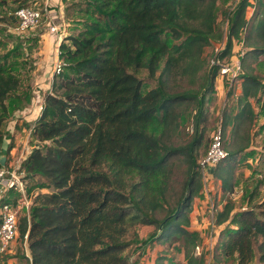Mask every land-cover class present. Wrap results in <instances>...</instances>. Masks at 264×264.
<instances>
[{"label": "trees", "instance_id": "obj_1", "mask_svg": "<svg viewBox=\"0 0 264 264\" xmlns=\"http://www.w3.org/2000/svg\"><path fill=\"white\" fill-rule=\"evenodd\" d=\"M218 1L76 3L82 28L60 43L64 65L51 90L39 94L34 143L21 163L31 179L28 191L39 188L29 217L18 213V241L27 234L30 251L26 264H136L129 248L138 240L137 225L152 230L134 251L180 240L182 264H206L204 252L195 251L202 237L189 228L192 200L202 192L200 159L208 147H201L219 74V65L210 64L215 46L209 55L205 47L225 34L218 57L228 61L234 41L244 46L230 86L224 76L226 95L236 82L240 92L237 110L224 106L220 113L226 155L211 174L222 192L234 189L237 164L252 144L253 102L264 90L255 67L264 55V0H228L221 21ZM23 5L29 4L17 7ZM8 17L17 23L15 15ZM19 41L18 55H25L19 70L27 75L32 65ZM8 58L0 54V154L8 118L32 97ZM142 68L157 78L155 86L144 88L137 75ZM213 208L214 224L223 225L213 264L228 257L235 264H264V195L241 208L232 200L217 208L213 197ZM165 259L158 255L154 262Z\"/></svg>", "mask_w": 264, "mask_h": 264}, {"label": "rangeland", "instance_id": "obj_2", "mask_svg": "<svg viewBox=\"0 0 264 264\" xmlns=\"http://www.w3.org/2000/svg\"><path fill=\"white\" fill-rule=\"evenodd\" d=\"M65 1V2H64ZM80 0H63V9L61 14L64 17L65 21H62L61 16L59 15L58 22L61 24V29L63 28V25L65 23L69 24L66 26L67 28L72 27L74 31L73 33H76L79 29L82 28V18L83 16H78L75 12L77 7L79 6L78 2ZM227 0H220L218 1V7H217V13H218V21H221V17L223 16L224 12L226 11V7H230V4L224 5V2ZM31 4L38 6L43 14L40 22H38L37 25L29 28L24 29L23 31H18L16 29V21H14L13 18L8 17L10 15V12H12V9L17 7L20 4ZM78 6H77V4ZM59 7L61 8V2L60 0H5L4 5H0V14L4 16V20L0 22V54L8 53L9 54V61L13 65L14 70L18 73H22L21 77L24 78V85L28 86L31 85L38 87V82L36 81V76L38 72L40 71L41 67L39 69H36L38 67L39 62V55L37 53V50L41 48L42 41L39 38V33L43 28H45V15L47 14V9L54 8L57 11H59ZM11 10V11H9ZM65 22V23H64ZM48 25V23H47ZM48 29V26H46ZM49 30V29H48ZM64 31V30H63ZM33 32V33H31ZM33 34V35H32ZM52 34V33H51ZM55 34V33H54ZM28 35H32L35 37V45L32 46L33 43L29 41V45L25 46V38ZM38 36V40H37ZM20 39H22V45L24 46V51L32 52L31 54L28 53L27 59L31 63L30 67V73L28 72L27 75H23L26 70L21 69L20 62L21 58L24 57V54H21L20 56L17 44L19 46ZM34 39V38H32ZM57 39V38H56ZM40 40V41H39ZM57 41L55 40V43ZM57 47V46H56ZM206 49V48H205ZM57 51V50H56ZM209 52H205L204 55H208ZM32 59V60H31ZM35 60L36 63L34 62ZM162 64V63H161ZM54 65V64H53ZM18 66V67H17ZM53 67V66H52ZM256 72L260 75V77L264 81V55L260 56L259 60L255 64ZM160 69V67H159ZM53 75V71H52ZM137 75L142 78L144 83V88L147 89L149 87L155 86L157 84V78L156 77H149L148 72L146 69L142 68L137 71ZM51 76L49 77V81H51ZM239 82L235 83L234 91L237 87L240 86L238 84ZM44 89V88H42ZM46 90H51V86ZM45 91V90H44ZM216 90H214L211 94V102L209 103L210 112L207 117L206 121V131L204 133L203 137V145L202 150H204L206 147L209 146L211 135L215 131V129L220 124V117L218 113H216L215 109H211L212 101L213 105L216 106L215 103H218L217 94L215 95ZM40 92L37 91L34 96ZM43 93V92H42ZM216 97H215V96ZM239 95V94H238ZM238 95L235 93L230 98L228 96V110H231V105L235 107V110L232 109L233 113L238 108V101L237 97ZM214 96V98H213ZM220 96V95H219ZM43 97V96H42ZM40 97V98H42ZM220 99V97H219ZM39 101V98L33 97L31 108L32 110L37 108V104L34 106V103ZM254 111H255V120H254V128H253V137H252V144L248 150L247 153H244L241 158L239 159V163L237 164L236 168V179H235V186L232 192H222L219 187V182L216 180L211 181V193L214 197V205L217 208H220L224 201L232 200L235 203V206L237 208L253 205L255 202L259 201L263 195H264V90L262 94V98L259 101H254ZM230 111V112H231ZM188 115V114H187ZM190 116H186L184 118L183 123L187 124L188 119ZM20 143V142H19ZM34 143L30 137L28 140V144ZM20 149V148H19ZM20 154L19 150L16 151L12 156L14 158L18 157ZM39 188L33 189V195ZM41 190H39L40 192ZM44 191V190H43ZM207 210L208 213L206 215V223L203 224V222H198L195 224L198 225V227L202 226V238L199 243L200 245V251H203L206 257V264H213V257H212V248L217 240V233L219 232L218 225L214 224L213 219L215 215V209L213 211L210 210V203L207 201ZM24 210L20 211V214H23ZM206 213V212H205ZM197 217V216H195ZM202 218V217H201ZM136 230L138 231V240L135 241L129 248V251L131 252V259L136 262V264H155V258L158 255H163L166 257L163 264H182L184 262L183 258V247L182 243L179 241L173 243V244H162V243H155L156 245L153 246H147L144 251L140 248L135 249L136 245L140 244L141 240L145 237V235L152 230V226H146V225H137ZM18 234L13 240H18ZM142 252V253H141ZM254 261V260H253ZM221 264H235V259L232 257L226 258L224 263Z\"/></svg>", "mask_w": 264, "mask_h": 264}, {"label": "built area", "instance_id": "obj_3", "mask_svg": "<svg viewBox=\"0 0 264 264\" xmlns=\"http://www.w3.org/2000/svg\"><path fill=\"white\" fill-rule=\"evenodd\" d=\"M47 9L48 14L46 15L48 21V29L51 33L56 34V54L57 59L53 66V75L59 73L64 65V62L60 58V43L63 36V28L57 21L58 15L55 11ZM252 9V8H251ZM17 17L16 29L23 31L29 29L40 22L42 18V10L35 5H23L16 7L14 11L10 12ZM238 50H236L234 58L228 61L220 59L218 52L223 46H215L214 53L210 58L211 65H219V73L226 76L230 81L229 86L235 80L236 76L240 71V60L239 56L244 50L243 42H236ZM39 98L34 103V108L37 104V109L40 111L43 106V100L40 98L39 93L35 97ZM27 110L23 111L26 113ZM32 127L29 129L31 133ZM31 134L28 135V139L25 142L23 150L20 151L18 157L13 156L6 157L4 162H0V254L7 251L10 244L18 234V213L24 210L29 217L30 206L33 203V189L28 191L30 184V178L26 176L25 170L22 169L21 163L24 158L31 151L32 144H28ZM226 150L223 147L222 132L219 126L211 135L210 144L206 150V153L200 159L201 175H202V193L205 195L206 200L210 203V210L213 211V196L211 193V168L224 156ZM5 197V198H4ZM26 236L24 241L26 242ZM196 253L200 252V245L195 246Z\"/></svg>", "mask_w": 264, "mask_h": 264}, {"label": "crops", "instance_id": "obj_4", "mask_svg": "<svg viewBox=\"0 0 264 264\" xmlns=\"http://www.w3.org/2000/svg\"><path fill=\"white\" fill-rule=\"evenodd\" d=\"M61 2V8L59 7V11H57L56 9L52 8L51 10L55 11L58 15V19L59 20V15L62 18V21L64 20L63 15L61 14L62 9H63V0H60ZM65 2V1H64ZM220 3V2H219ZM218 3V4H219ZM228 3V0L224 2V5L226 6V4ZM250 11H248L247 14H249ZM48 14V12H47ZM46 14V15H47ZM45 15V21H44V26L45 28H43L41 30V32L39 33V38L42 41L41 44V48L37 50V53L39 55V62H38V67L36 69H39V67H41L40 71L38 72L37 76H36V81L38 82V87L32 86V97L29 100V102H24V106L21 110L17 109L14 110L12 112V114L10 115V117L8 118L6 125H5V135H4V139H3V146H2V152L0 154V162H4V160L6 159L8 152H9V156H12L14 153H16L17 150L22 151L23 147L25 146V142L28 139V135L30 134L29 129L33 126L36 117L39 114V110H32L31 105H32V100L34 97V94L39 91V92H46L47 88L49 87V85L51 86L52 83V71H53V67L54 66V62L57 59V54H56V34H51V32L47 29L46 26L48 21H47V17ZM65 23V22H64ZM69 24L65 23V25H63V36L62 39L65 37V35L68 34H74L72 31H74V29L72 27L67 28L66 26ZM33 33V32H31ZM33 35V34H32ZM32 35H28L25 38V46L27 47L29 45V41L33 43V47L35 45V37ZM34 38V39H32ZM37 40H38V36H37ZM39 40V41H40ZM225 40H226V35L224 34L222 37L221 42H214L213 44L205 47L206 49H204V53L205 52H209L208 55L210 54L211 49L214 46H223L225 44ZM236 50H238V45L236 44V41L233 42V47H232V54H231V58H234V56H236L235 52ZM29 54H31L32 52H28ZM32 60V59H31ZM37 60H35L34 62L36 63ZM30 73V70H29ZM51 78V81H49V77ZM44 88V89H42ZM45 90V91H44ZM215 95L217 94V99H218V103H215L216 106H214L213 101H212V106L211 109H215L216 113H218L219 117H220V113L222 111V108L224 106H229L228 104V96L226 95L227 93V87L224 85V75L222 74H218L215 78ZM240 92L239 87L236 88V90L234 91L233 94H238ZM231 94L229 97L231 98L232 95ZM214 95V96H215ZM220 95V96H219ZM213 96V98H214ZM216 97V96H215ZM220 97V99H219ZM231 110L234 109V106H230ZM24 110H27L26 113H23ZM230 110V111H231ZM18 111L22 112V115H18ZM231 113H233V111H231ZM20 142V143H19ZM10 147V149L8 150L7 147ZM20 148V149H19ZM8 156V157H9ZM214 179L213 175L211 174V181ZM219 182V181H218ZM205 195L200 191L198 195L194 196L193 200H192V204H191V211H190V229H196L200 236H202L201 232H202V227L203 224H205L206 221V215L208 213L209 210L206 211L207 209V200L204 197ZM206 212V213H205ZM197 216V217H195ZM202 217V218H201ZM200 223L203 222L202 226L198 227V225L195 226L196 223ZM219 230L223 227V225L218 226ZM218 235V233H217ZM216 235V236H217ZM156 245V244H155ZM30 255V251L29 248L27 246V242L23 241L22 243H19L18 240L16 241H12V243L10 244V247L7 251H5L4 253L0 254V264H26L25 263V258L24 256H29Z\"/></svg>", "mask_w": 264, "mask_h": 264}, {"label": "water", "instance_id": "obj_5", "mask_svg": "<svg viewBox=\"0 0 264 264\" xmlns=\"http://www.w3.org/2000/svg\"><path fill=\"white\" fill-rule=\"evenodd\" d=\"M211 171L213 170V168L210 169Z\"/></svg>", "mask_w": 264, "mask_h": 264}]
</instances>
